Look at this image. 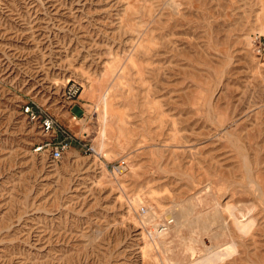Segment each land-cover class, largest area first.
I'll use <instances>...</instances> for the list:
<instances>
[{"label": "rangeland", "instance_id": "1", "mask_svg": "<svg viewBox=\"0 0 264 264\" xmlns=\"http://www.w3.org/2000/svg\"><path fill=\"white\" fill-rule=\"evenodd\" d=\"M260 39L264 0H0V264H264Z\"/></svg>", "mask_w": 264, "mask_h": 264}, {"label": "built area", "instance_id": "2", "mask_svg": "<svg viewBox=\"0 0 264 264\" xmlns=\"http://www.w3.org/2000/svg\"><path fill=\"white\" fill-rule=\"evenodd\" d=\"M264 50V42L259 41V49ZM69 98H75L79 94L78 88H71L69 90ZM22 113L26 116L28 122L37 128L44 139L36 144L34 151L41 153L44 157L52 161H60L73 148L78 147L89 157L105 160V155L85 135L80 136L75 133L69 126L65 125L60 119L51 112V110L44 104L38 102L35 98H27L22 106ZM78 118L77 115H73ZM127 160L121 159L119 161L106 160V166L113 172H123L126 168ZM146 206H141V212L146 213ZM165 223L162 224L164 228Z\"/></svg>", "mask_w": 264, "mask_h": 264}, {"label": "bare ground", "instance_id": "3", "mask_svg": "<svg viewBox=\"0 0 264 264\" xmlns=\"http://www.w3.org/2000/svg\"><path fill=\"white\" fill-rule=\"evenodd\" d=\"M104 103H105V105H106V111H105V120H106V126H107V124H108V117H109V113H108V101L106 100V98L104 99ZM74 118V120H77V118H75V117H73ZM85 123V122H84ZM72 127V126H71ZM104 133H106V130L104 131ZM104 147V144L103 143H100V148H103ZM105 155L107 156V154L105 153ZM167 213H170L171 214V216H172V212H170V211H167ZM174 217V216H173ZM179 219H180V217H179ZM181 226H182V228H184L185 227V225L184 224H181ZM181 228V229H182ZM192 234H194V235H197V234H200V232H198V229L196 228V227H193L192 228ZM185 234V233H184ZM151 236H155L154 234L152 235V233H151ZM190 246H192L191 244H190ZM157 248H158V250L160 251V253H162V247L157 243Z\"/></svg>", "mask_w": 264, "mask_h": 264}]
</instances>
